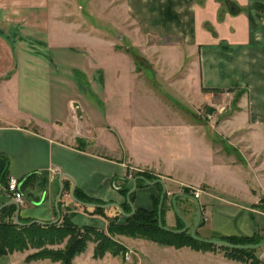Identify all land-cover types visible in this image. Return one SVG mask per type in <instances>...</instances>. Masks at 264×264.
<instances>
[{
    "label": "crops",
    "instance_id": "0c3cea01",
    "mask_svg": "<svg viewBox=\"0 0 264 264\" xmlns=\"http://www.w3.org/2000/svg\"><path fill=\"white\" fill-rule=\"evenodd\" d=\"M113 3L120 4L124 12L115 20L108 16L111 24H107L121 23L125 32L116 38L126 43L124 47L107 31L100 38L93 24L91 30L84 29L85 21L66 3L55 13L50 0H0V206L12 200L7 183L15 178L24 195L19 218L51 222L57 217L54 204L59 178L67 174L74 182L62 178L67 189L59 200L61 218L67 216L76 226L105 231V216L72 201L70 190L75 183V189L87 197L121 206L126 197L113 181L131 188L133 179L128 177L138 170L164 182L169 203L180 190L172 193L165 181L202 186L197 200L203 224L196 230L202 238L251 237L256 232L263 237L264 12L255 5H264V0ZM100 47L113 55L120 51L153 54L151 67L142 62L136 66L134 58L127 61L131 79L144 83L148 70L154 81L170 89L173 99L187 105L197 103L193 97L197 93V101L211 110L207 117L216 118L212 127L227 144H202L214 158L186 156L184 162L130 148L126 140L129 122L109 126L107 63L99 65L96 53ZM160 95L173 106L176 116L184 113L186 125L187 110ZM159 194L156 185L137 187L134 210L153 209L152 198ZM189 194L193 196V191ZM178 203L192 227L196 210L187 201ZM114 211L108 208L105 215L114 216ZM174 214L168 228L178 229ZM126 217L120 216L119 223ZM114 239L126 249L124 254L106 252L95 258V244L89 242L72 264H250L230 258L223 247L214 245L196 249L123 235ZM255 250L260 261L264 260V247ZM27 256V252L0 255V264H53L49 259L26 260Z\"/></svg>",
    "mask_w": 264,
    "mask_h": 264
},
{
    "label": "rangeland",
    "instance_id": "374dc122",
    "mask_svg": "<svg viewBox=\"0 0 264 264\" xmlns=\"http://www.w3.org/2000/svg\"><path fill=\"white\" fill-rule=\"evenodd\" d=\"M113 2H115V0H50V10L51 12L57 13L62 7V4L66 3L71 11H75L74 13H76L78 19L82 18L83 22L85 21V24L83 23L84 29L89 28V30H91L93 24V26L97 28V32L95 33H97L100 38H104L105 32L107 31L110 33L109 35L113 38V41L116 42V44L124 47L126 43L121 42L116 38L117 34L121 35L125 32L120 25L121 23H116L115 21L114 25L107 24V22H110L107 21L108 16H111L115 20L120 18L124 12L120 4L118 5V3ZM61 10L60 12H62ZM115 53L113 55V53L106 50L105 47L98 48V52L96 53L99 65L104 66L107 63L105 109L109 126H112L110 124L111 122H113L114 125L120 123L122 120L129 122L130 130L127 133L126 140L130 143V148H133L141 154L152 152V154L154 153L155 155L161 154L162 157L165 156L168 160L172 157L174 158V161L178 160L179 162H184L186 156L188 158L192 157L193 159L201 158V155L214 158L209 152H207V149L204 146L202 147V144L227 143L218 135L216 129L212 127V125L216 124V118L213 117L209 119L207 117L206 112L210 110L207 109L206 106L204 107V105H201L202 103L199 102L200 99L197 93H194L193 96L197 103L191 105H187L182 100L173 99L170 89L164 84L154 81V79H152L153 76L148 73V70L146 76L149 78L145 79L144 83H137V81L131 79L128 73L127 69L129 62L127 63V61L134 58L137 62L136 66H140L138 63L141 62L143 64L142 66H144L145 64L149 65V63L154 60L155 56L143 52L125 54V52L123 53L120 51L118 54ZM113 66L117 67L114 69ZM149 67H151V65H149ZM195 80L197 82V79ZM160 94H164L167 99H171L172 104L176 107L187 110L188 122L186 125H184L185 123L183 122L186 121L183 116L184 113L182 114L183 117L178 114V116H176L174 113L175 109L172 108L173 106L166 102ZM139 120L143 121L141 125L138 124ZM114 128L115 127H110V129L116 133L117 130ZM108 134L111 135V132H108ZM116 137H118V135H116ZM102 139L105 143L111 144V141L106 137H102ZM208 139L211 141H208ZM137 172L146 171H132L131 175L128 177L129 180H132ZM148 174L156 177L151 173ZM165 182L170 185L169 188L173 190L171 191L172 193L179 190L181 193H184V190H187L188 193H191L192 191H199L200 194L202 193V186H184L179 185L176 182ZM261 200H263V198ZM185 201L196 210L197 219V207L195 203L191 200ZM169 204L168 199L164 212L165 227L171 225L169 217L174 218L175 215L174 210L171 209L172 207H169ZM117 222L119 223V220ZM104 232H107V229ZM116 235L118 234H109L114 241H116L114 239ZM67 241L68 237H66L60 244H47L41 249L29 246L23 251L15 252H27L28 256L38 252H43V254H47L48 252H62L65 249ZM89 242L96 245L94 241H88L85 249ZM40 259H49L53 264H61L60 261H53L48 257Z\"/></svg>",
    "mask_w": 264,
    "mask_h": 264
},
{
    "label": "trees",
    "instance_id": "16d2710c",
    "mask_svg": "<svg viewBox=\"0 0 264 264\" xmlns=\"http://www.w3.org/2000/svg\"><path fill=\"white\" fill-rule=\"evenodd\" d=\"M256 9L264 12L263 4H256ZM210 110V109H209ZM211 112V110L209 111ZM144 176L150 181L156 180V177L149 175L147 172H137L134 175ZM147 185L143 180H137V187ZM113 186L118 189L125 197L130 187H120L116 181H113ZM160 188V193L162 187L157 184ZM67 189L65 183H63V191ZM185 194H189L187 190H184ZM75 197L85 203H95V204H105L100 200H96L87 197L79 189H75ZM134 192L130 195L131 202L133 201ZM167 195H165L161 210L162 224H164V212L167 200ZM184 198H178V202L185 201ZM264 201V198L263 200ZM153 209L146 210L143 208H136L134 213L126 217V221L119 224L117 221L122 214L116 207L114 210L116 214L114 216L108 217L105 215L106 209L93 208L95 214H100L105 216L107 219V232L95 229L89 226L79 227L74 225L67 216L60 218L59 222L56 224L41 225L38 223H33L30 225H19L14 220V215L16 212V207L12 204L3 207L0 210V255H7L15 251H23L29 246L41 249L45 245L60 244L63 240L68 237L67 244L64 251L60 252H48L43 254V252H38L33 255L27 256L26 260L40 259L48 257L53 261H60L61 264H72L73 258L82 253L85 250L86 243L88 241H94L96 243L94 248V257H101L106 252L113 253L114 255L124 254L126 249L116 241H114L110 236L112 234H118L123 236H129L133 238H145L154 242H158L164 245H173L176 247L191 246L193 248H212L211 244L202 243L194 240L189 231L185 233L175 234L167 232L161 229L158 225V205L160 202V194L157 197L152 198ZM177 202V206L178 203ZM171 206L172 203L170 202ZM61 202L59 201V209ZM79 206H82L78 204ZM85 209L87 207L82 206ZM121 208L125 214H130L132 211L131 206L127 201L121 204ZM57 215V212H56ZM126 216V215H124ZM178 219V229L184 227L183 222L177 216ZM22 223L31 222L28 219H20ZM203 224V217L201 216V221L199 227ZM196 234L199 235L196 231ZM222 240L228 241L233 244H256L264 241V236L260 237L258 232H256L251 237H226ZM227 255L233 259L250 261V264H264L256 256V250H245V249H227L223 248Z\"/></svg>",
    "mask_w": 264,
    "mask_h": 264
},
{
    "label": "water",
    "instance_id": "95a60500",
    "mask_svg": "<svg viewBox=\"0 0 264 264\" xmlns=\"http://www.w3.org/2000/svg\"><path fill=\"white\" fill-rule=\"evenodd\" d=\"M63 177L71 179L67 174H62L60 176V178H59V192H58V194L56 196L55 204H54L56 212H57V217H56L55 220H53L51 222H43V221H39V220H33V221L29 222V223H22V222L19 221V209H20V206L14 200H10L7 203H5L2 206H0V210L3 207H5L6 205H8V204H14L16 206V213H15L14 220L19 225H30V224H33V223H38V224H41V225H48V224H56V223H58L60 218H61L60 209H59V200H60V198L62 197V194H63V184H62V178ZM137 180H143L148 185L160 184L161 187H162V191H161V195H160V202H159V205H158V212H157L158 225H159V227L161 229H163V230H165L167 232L175 233V234L185 233V232L189 231L190 236L196 241H199V242H202V243H206V244H211V245H214V246L227 248V249H245V250L249 249V250H255V249H259V248L264 247V241H262L260 243H256V244H233V243H230V242L222 240V239H205V238L200 237L199 235L196 234V230H197V228H198V226L200 224L201 215H202L200 203L197 200V198H195L194 196H192L190 194L181 193V192L174 194L172 196V198H171V202H172V206H173L174 212L181 219V221L184 224V227L181 228V229H171V228L163 226L162 217H161V210H162L163 200H164V197L166 195V187H165L164 182L161 179H156V180L150 181L147 178H145L144 176H136L135 178H133L132 187L129 189V191L127 192V195H126V201L129 203V205L132 208V211H131L130 214H125L123 212L121 206L118 203H115V202H110V203H105V204H95V203H85V202H82V201L78 200L75 197V183H74L72 189L70 190V198L75 203L80 204L82 206L90 207V208L108 209V208H111V207H116L122 214H124L126 216H130V215H132L134 213V207H133V204H132V202L130 200V195L137 188ZM177 198H184L186 200H191V201H193L195 203V205L197 207V219H196L195 224L192 227H190L188 221L179 212V209L177 207V202H176ZM262 262L264 263V260H262Z\"/></svg>",
    "mask_w": 264,
    "mask_h": 264
},
{
    "label": "built area",
    "instance_id": "2783aa9c",
    "mask_svg": "<svg viewBox=\"0 0 264 264\" xmlns=\"http://www.w3.org/2000/svg\"><path fill=\"white\" fill-rule=\"evenodd\" d=\"M211 117V116H210ZM209 117V118H210ZM7 190L10 193V196L12 200H14L18 205H21L24 203V195L21 191L20 185L18 180L15 178H9L7 183ZM200 195V192H193V196L195 198H198ZM128 253L125 254V259L128 260Z\"/></svg>",
    "mask_w": 264,
    "mask_h": 264
}]
</instances>
